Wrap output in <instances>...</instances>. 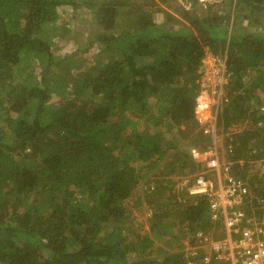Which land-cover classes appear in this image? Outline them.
I'll list each match as a JSON object with an SVG mask.
<instances>
[{"label": "trees", "instance_id": "obj_1", "mask_svg": "<svg viewBox=\"0 0 264 264\" xmlns=\"http://www.w3.org/2000/svg\"><path fill=\"white\" fill-rule=\"evenodd\" d=\"M64 6L88 9L93 28L87 48L58 60L53 38L67 24H57ZM235 9L257 16L264 0H237ZM95 45L97 62L74 75ZM208 52L226 54L232 73L219 126L264 122V30L230 28L217 13H181L175 0H0V264H184L185 253L166 251L172 234L175 242L189 234L192 245L195 233L226 236L208 199L183 185L212 169L156 129L195 121ZM32 57L38 73L28 71ZM227 143L234 174L264 197V172L245 174L264 157V127ZM147 178L155 187L140 201L151 209L152 236L128 227L126 204Z\"/></svg>", "mask_w": 264, "mask_h": 264}, {"label": "built area", "instance_id": "obj_2", "mask_svg": "<svg viewBox=\"0 0 264 264\" xmlns=\"http://www.w3.org/2000/svg\"><path fill=\"white\" fill-rule=\"evenodd\" d=\"M204 1V0H202ZM199 70L200 91L196 98L195 117L203 134L213 140L205 148L194 147L193 158L204 161L212 174L205 172L194 182L187 180L191 197L208 199L214 220H224L226 236L215 238L201 232L197 245L189 247L184 264H264V197L253 196L249 184L233 172L234 146L226 143L224 153L219 151V112L224 103L230 102L226 87L232 73L228 57L208 52ZM264 110V108H263ZM230 137V136H229ZM202 146L205 143L201 144ZM264 172V157L258 161ZM191 183V184H190ZM210 248L213 255L201 253Z\"/></svg>", "mask_w": 264, "mask_h": 264}, {"label": "rangeland", "instance_id": "obj_3", "mask_svg": "<svg viewBox=\"0 0 264 264\" xmlns=\"http://www.w3.org/2000/svg\"><path fill=\"white\" fill-rule=\"evenodd\" d=\"M176 4L179 5L182 11L186 8L187 10L193 9L195 13L201 16H206L208 13L209 15L213 16L215 13L218 15L222 16H227V18L230 20V28L236 27V28H242V29H247L250 30L251 32L254 31H263L264 26L258 24L256 21L251 22V18H256L258 17L261 22L264 23V10H261L257 16H254L253 14L250 15L249 17L244 15V13L240 16L236 13V3L237 0H197L198 3H192V0H175ZM227 9V10H225ZM169 11L173 12L176 16H178L179 19H182L180 16V12H176L173 8H170ZM230 11V12H229ZM215 12V13H214ZM179 13V14H178ZM60 19L58 20L57 24L60 22L61 23H67L65 25V29H58L54 33V38H53V49H54V55L55 58L60 60L62 59L65 55H69L74 53L77 49H84L89 46V37L92 34V14L88 9H84L80 7L76 11L72 7L69 6H64L62 7V10L60 11ZM184 21V19H182ZM250 21V22H249ZM185 22V21H184ZM181 25V24H180ZM102 46V45H101ZM100 56V48H98V45H95L92 47V49L89 52L83 53V57L86 58L85 60L82 61L81 64H79L77 67L79 68H72V73L74 75L79 73V69H87L92 67L96 62L97 59ZM206 57H204L205 59ZM203 59V60H204ZM109 59L105 58L103 61L107 63ZM32 67L29 68L28 71H35L37 70V73L41 71V68L39 63H37V60L32 57ZM228 62V61H227ZM81 71V70H80ZM29 73V72H26ZM249 76L246 78V81L249 82L251 76V72L249 71ZM200 74V73H199ZM31 79V78H28ZM40 79V75H39ZM24 80V79H23ZM200 91V90H199ZM227 91V90H226ZM198 95V94H197ZM58 98V97H57ZM197 98V96H196ZM59 101V100H58ZM150 102L154 105L155 101L153 99H150ZM156 105V104H155ZM224 104L220 109L219 115L222 113ZM262 111L264 108V103L261 106ZM193 123L191 124H183L180 128L179 127H174L172 130L168 131L167 127L162 124L159 125L156 129H161V131L164 133L165 137L167 138L168 141H173V139L176 137L178 140L182 141V145L185 147L187 146L190 151L194 148V146L191 144V139H194L198 137L200 139L203 137L204 141L207 142L206 146H210L213 144V140L209 137L206 136L204 138V134L202 131L201 125L198 123V121L195 118V121H192ZM1 123V122H0ZM264 122H259L258 124H255L252 119L250 118H245V119H239L236 122H233L230 126L224 128L223 125L219 126V136L222 138L218 142V148L219 151H222V153L225 152L226 150V143H227V137L232 136V137H238L240 133H242L245 130L249 129H260L264 127ZM140 128L143 129L144 126L141 124ZM181 129L185 131V134L181 132ZM176 140V139H175ZM177 140V141H178ZM256 140H261V137L256 138ZM252 168L246 169L245 174L247 178H252L253 175L258 171L259 164L254 163L252 165ZM142 167V166H141ZM255 178L253 177V180ZM149 179H143L136 189L134 190L133 195L126 201V204L129 203V209H130V219H131V224H128L129 226L134 227L135 230L141 229L143 232H147L152 236V233L150 232V221L148 219L149 216H151V209H149L148 204L142 203L141 197L145 195V191L148 190L149 188L155 187L154 185H149L148 184ZM186 180L183 181V185L185 186ZM182 184V182H181ZM131 227V228H132ZM188 230V227H187ZM186 230V231H187ZM199 233H195L192 236L193 237H198ZM195 235V236H194ZM188 236H182L181 239L176 243L175 240L173 239V234L171 235L170 238V246L166 247V251L170 252L171 254H179V253H187V250L189 247L192 246V242L188 238ZM173 239V240H172ZM159 242V240H157ZM196 246V245H195ZM204 248H201L203 250ZM206 252L213 255V251L210 248H206ZM212 264V263H211Z\"/></svg>", "mask_w": 264, "mask_h": 264}, {"label": "crops", "instance_id": "obj_4", "mask_svg": "<svg viewBox=\"0 0 264 264\" xmlns=\"http://www.w3.org/2000/svg\"><path fill=\"white\" fill-rule=\"evenodd\" d=\"M220 222L222 223V222H224V220L222 219V220H220ZM220 230L222 231V229H219V231H220ZM220 233H221V232H220ZM213 237H214V236H213Z\"/></svg>", "mask_w": 264, "mask_h": 264}]
</instances>
